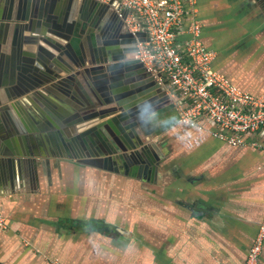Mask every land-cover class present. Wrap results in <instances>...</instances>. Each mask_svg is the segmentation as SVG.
<instances>
[{
    "label": "crops",
    "instance_id": "0c3cea01",
    "mask_svg": "<svg viewBox=\"0 0 264 264\" xmlns=\"http://www.w3.org/2000/svg\"><path fill=\"white\" fill-rule=\"evenodd\" d=\"M261 3L196 0L213 68L255 96H264ZM68 6L61 0L54 8ZM13 58L0 54V75L5 63L13 70ZM165 95L141 127L162 153L151 178L60 158L45 136L48 123L30 112L33 130L21 115L37 136V178L23 169L20 184L1 192L0 264H244L264 216V129L231 145L206 120L180 123L169 83Z\"/></svg>",
    "mask_w": 264,
    "mask_h": 264
},
{
    "label": "water",
    "instance_id": "95a60500",
    "mask_svg": "<svg viewBox=\"0 0 264 264\" xmlns=\"http://www.w3.org/2000/svg\"><path fill=\"white\" fill-rule=\"evenodd\" d=\"M59 1L0 0V54L14 56L13 70L5 63L0 75V196L20 184L23 169L37 178V136L21 115L33 130V115L48 123L56 155L79 165L151 178L162 157L141 128V108L154 111L168 87L132 57L146 33L128 29L118 0H66L68 11L57 13ZM87 43L89 50L80 47Z\"/></svg>",
    "mask_w": 264,
    "mask_h": 264
},
{
    "label": "built area",
    "instance_id": "2783aa9c",
    "mask_svg": "<svg viewBox=\"0 0 264 264\" xmlns=\"http://www.w3.org/2000/svg\"><path fill=\"white\" fill-rule=\"evenodd\" d=\"M118 1L121 9L128 10V29L146 33L145 41L137 43L132 57L158 82L167 80L172 86L180 123L200 127L206 120L216 126L214 135L231 145H242L244 134L264 129V96L238 89L213 68L215 54L201 40L196 0ZM5 226L0 211V227ZM263 242L264 216L244 264H258Z\"/></svg>",
    "mask_w": 264,
    "mask_h": 264
},
{
    "label": "clouds",
    "instance_id": "9594fccd",
    "mask_svg": "<svg viewBox=\"0 0 264 264\" xmlns=\"http://www.w3.org/2000/svg\"><path fill=\"white\" fill-rule=\"evenodd\" d=\"M146 109H150V105H148V106H143V107L141 108V118H142V119H143V117H144L145 115H150V112H147Z\"/></svg>",
    "mask_w": 264,
    "mask_h": 264
},
{
    "label": "flooded vegetation",
    "instance_id": "af4514ba",
    "mask_svg": "<svg viewBox=\"0 0 264 264\" xmlns=\"http://www.w3.org/2000/svg\"><path fill=\"white\" fill-rule=\"evenodd\" d=\"M82 47L84 50H89L90 49V44L87 43L86 45L80 46Z\"/></svg>",
    "mask_w": 264,
    "mask_h": 264
}]
</instances>
